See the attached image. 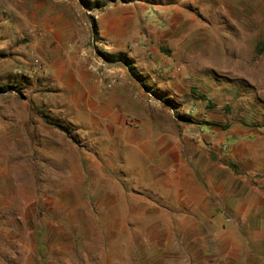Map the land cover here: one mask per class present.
<instances>
[{"label":"rangeland","instance_id":"374dc122","mask_svg":"<svg viewBox=\"0 0 264 264\" xmlns=\"http://www.w3.org/2000/svg\"><path fill=\"white\" fill-rule=\"evenodd\" d=\"M166 135L264 202V0H0V264H264L213 191L178 220Z\"/></svg>","mask_w":264,"mask_h":264},{"label":"crops","instance_id":"0c3cea01","mask_svg":"<svg viewBox=\"0 0 264 264\" xmlns=\"http://www.w3.org/2000/svg\"><path fill=\"white\" fill-rule=\"evenodd\" d=\"M111 62H115V61H111ZM132 65L134 67V63ZM158 95L162 97L160 94ZM162 99L166 100V97L165 98L162 97ZM162 137H164V139L168 137V140H171V142H173V145L172 144L167 145L163 149L165 156L169 155V153L171 152L174 153L175 157L172 163L176 165L174 171H172L170 174L167 173V175L165 176L164 180L165 182H167L165 184V187L166 189H168V186L169 188L174 186L175 189L181 192L180 193L181 196L185 197L186 200L182 201L181 203H176L177 207L174 208L175 213H178L180 216L178 220L188 221V222L194 221V237L198 238L200 237V234H202V231H200V227L197 223L202 221H209L210 219L215 220V216L218 217V215L222 213V211H220L219 208L217 210L214 201L210 198L208 194V190L213 191V195H215L216 197L218 196L217 197L218 199L225 200L226 195L224 197L222 193L224 189L226 190L228 189L224 185L219 184L220 180L217 183V180L214 177L215 174L213 170H209L208 166L206 170H203V172H201L203 173V175L199 178L196 172H194V166L188 168V164L184 160H182L181 157L185 153L183 151L182 145H180L179 143L178 138L175 136L173 137L171 135H166ZM142 138H143L142 136L138 135L137 138L134 139L133 141L127 140L126 142L134 145V147L132 146L131 148L139 149L141 147L140 142L143 141ZM186 153L188 152L186 151ZM252 154L253 153L251 152L250 157L252 156L253 158ZM191 157H192L191 159L193 160L192 163H194V150L192 151ZM210 164L214 165L212 159L210 160ZM256 196H258V193H256ZM259 196L264 200L263 193L259 194ZM238 197L240 196L238 195ZM224 200L222 201L224 202L222 203V208L224 210L227 208H231L230 210L231 213L233 212L234 214L238 215L239 218L242 217V223L255 221L256 226L254 227V229L250 228L248 229V231L252 232L254 236L258 234L259 237L262 238V234H264V202L257 201L253 204L250 205L244 204L245 206L240 207L241 202L237 205L235 204L234 206H232L229 203H226ZM239 230L243 234V230L242 229Z\"/></svg>","mask_w":264,"mask_h":264},{"label":"trees","instance_id":"16d2710c","mask_svg":"<svg viewBox=\"0 0 264 264\" xmlns=\"http://www.w3.org/2000/svg\"><path fill=\"white\" fill-rule=\"evenodd\" d=\"M102 58L105 61H117V62H121L128 70V72L130 73V75H132L134 78L137 79V73H135L133 71V65L131 64L130 60L123 54L121 53H117V54H108V53H103L102 54ZM8 87H2L1 91L4 92L7 90ZM152 95H154L156 98H162L160 97L156 92H152Z\"/></svg>","mask_w":264,"mask_h":264}]
</instances>
